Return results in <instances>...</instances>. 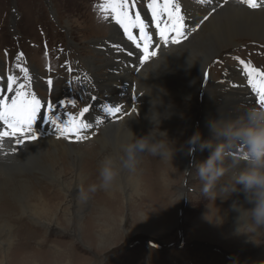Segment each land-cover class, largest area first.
<instances>
[{
    "label": "rangeland",
    "instance_id": "obj_1",
    "mask_svg": "<svg viewBox=\"0 0 264 264\" xmlns=\"http://www.w3.org/2000/svg\"><path fill=\"white\" fill-rule=\"evenodd\" d=\"M94 1L0 0V76L5 79L15 61L28 57L27 61L33 64L36 70L43 72L45 80L50 74L47 68L55 67L50 61L47 62V58L50 55L55 59L63 58L57 51L59 44L65 45L83 59H99L91 48L100 42L99 39L107 38L108 26L96 23L100 20L96 7L91 11L88 8ZM192 2L199 5L202 1ZM44 36L53 50L44 47ZM155 43L160 47L164 42L154 36ZM223 55L228 60H225L222 66H215L213 70L216 74L211 70L209 82L204 81L206 72L203 74L198 93H203L201 86H204V82L215 85L214 80H219L224 70L234 67L238 60H243L251 66H256V63L263 64L264 44L249 40L236 42L228 50L217 53L215 57L219 58L214 61L222 59ZM209 66L210 64L207 70ZM16 72L19 74L17 69ZM225 84L227 88L235 86L227 79ZM0 86L5 87L3 80L0 81ZM57 86L59 90L62 88V85ZM229 90L225 89L223 97L230 94ZM187 103V99H174V109H168L170 115H167V119L170 121L175 115L176 120H179V116L185 112L191 113L193 108ZM82 104L83 100L76 101L71 111L76 112ZM199 104V114H194L196 123L202 110L198 107ZM157 108L155 107V111ZM152 110L153 105L147 109L150 114ZM165 122L167 123L163 125ZM173 124L170 125L164 119L159 130L167 132V139L175 149L174 154L172 158L147 155L146 164L142 163L144 167L141 168L145 172L146 180L144 179L143 189L139 190V196L125 189L117 193L118 199L105 200L106 198L101 197L105 194L103 190L88 193V188L80 187L87 199L77 190L79 196L84 199L80 201V198H77L75 202L66 198V191H58L59 189L51 188L50 185L51 191L61 193L59 196L63 197H59L57 201H50L45 197L47 203L44 205L46 210L50 211L49 218L42 216L38 219L30 217L29 214H22L11 202L2 206L0 213L3 214L6 226H11V230L6 234L9 239L3 234L0 235V264H264L263 232L254 241L243 238L237 244L229 231L231 225L226 219L222 223L223 227H220L222 234L216 233L217 228L213 227L210 221L218 214L219 201L228 204L231 199L224 201L225 199L218 196L213 201L203 194L202 183L196 178L194 167L205 161L210 151L198 149L197 153L188 154L187 169L183 163L186 138L174 140L173 134L183 133L184 128L185 137L188 125L182 123L173 131L169 129ZM153 126L150 125L145 135L152 131ZM131 127L138 132L134 123H131ZM209 137L206 136L202 140L212 139ZM60 141L65 144L63 140ZM83 142L72 145H76L77 150L90 154L94 167L92 179L95 178L94 180L99 182V166L96 163L102 157L98 155L100 149L93 139ZM91 150L96 151L87 153ZM35 169L29 174V181L33 184L41 181L42 175ZM25 174H28V171H25ZM229 175L220 183H230ZM88 196L98 197L90 200ZM5 213H10V217L4 216ZM17 216L20 218L15 219Z\"/></svg>",
    "mask_w": 264,
    "mask_h": 264
},
{
    "label": "bare ground",
    "instance_id": "obj_2",
    "mask_svg": "<svg viewBox=\"0 0 264 264\" xmlns=\"http://www.w3.org/2000/svg\"><path fill=\"white\" fill-rule=\"evenodd\" d=\"M201 1L199 5H196L192 0H179L182 11L189 18V24H198L199 29L195 33L188 31L187 39H183V42L178 46L162 43L159 47V44L155 43L157 55L152 60H148L137 76H133L129 70H123L121 63L128 61L123 55V51L127 50V47L120 39L115 25L108 26L106 29L109 34L106 40L109 41L114 49L118 65L113 63L115 57H111V52L109 51L105 53L96 51L100 55L99 59L87 58L84 60V66L94 77L95 83L93 85L96 86L101 95H107L117 103L125 102L130 95L129 88L131 83H134L137 93L141 97L137 116H135V113H129L125 110L123 119L104 127L93 139L100 149L99 153L97 152L98 155H102L101 159H98L96 163L98 166H100V162L106 156H113L119 160L124 155V147L133 139L132 133L137 138L146 136L145 134H147L146 132L149 131L148 128L152 124L149 119L151 114L147 109L153 105V102L161 101V103L156 104L155 107H158L156 111L162 115L169 116L168 109H174L172 104L174 99H187L189 102L187 104L190 105V108H193L191 113H184L183 111L184 114H181V117L179 116V120H176L175 115H173V122L166 118L170 125L174 123V120L177 121L173 124V127L169 126V129L173 131L177 130L182 123L188 125L186 126L185 137L183 136L184 128L182 129L183 133L173 134L174 140L181 137L183 140L186 138V142L197 130L201 133L202 138L206 136L212 137V132L209 128V122L212 120L226 122L241 118L246 119L250 111L256 110L254 95L251 87L248 88L247 73L244 71L243 65L232 67L230 70L232 73L225 78L233 82L235 86L227 88L224 80L221 85H204L203 93H198V90L208 65H211L216 58H219L218 56L215 57L217 53L228 50L229 47L242 40L264 44V11L248 9L245 5L237 4L235 1H228L223 8H220L219 4L224 2V0ZM210 10H214V12L209 15L208 20L200 24L199 21L208 15ZM155 39L162 40L158 37V31H156ZM99 46H105L104 42L102 41L100 45L96 44V49ZM113 46L118 47L114 48ZM105 55L108 57L106 58ZM106 66L108 70L103 75L102 72ZM1 80H3V83L6 82L0 76ZM116 86H119L121 90H116ZM225 89H230L231 92L226 97H223ZM55 92L59 93L58 88H56ZM197 104L202 110L200 119L196 123L194 120L195 112L199 114ZM41 111H43V108ZM163 120H161V123ZM131 123L138 127V132L131 127ZM166 123H163V125ZM45 131H47L46 128L43 139L26 142L19 148H11L7 144L0 148V209L11 202L16 205L14 207L18 211H22V214H29L30 217L38 219L42 218V216L49 218L48 213L50 211L46 210L44 205L47 203V198L50 201H57L59 197H63L59 196L61 193L51 191V188L55 187L59 189L58 191H66V198L70 201H75L77 198H80L81 201L84 198L79 196L78 192L82 193L80 187L88 188L90 184L98 183L96 182L97 180H94L95 178L92 179L94 167L89 157L90 154L77 150L76 145L60 143L57 131L52 129L47 133ZM186 142L183 163H185L187 168L189 153ZM42 145L46 146L40 147ZM197 150L195 151L196 153ZM92 151L96 150H91L87 153ZM147 155L149 156V154H140L137 170L135 172L123 170L118 180V186L110 192L104 191L105 194L101 197L106 198L105 200L118 199L119 194L117 193L125 189L139 196V190L143 189L142 185L146 180L145 172L141 168L143 169V164H146ZM245 167L246 162H241L237 170H243ZM33 168H36L35 170L42 174L41 181L35 184L29 181V174ZM25 171H28V174H25ZM229 176L232 180V174ZM237 187L242 188L240 185ZM72 194L77 195L72 197ZM88 198L90 200L96 199L94 196H88ZM230 199L231 202L228 204L222 203V200L219 201L218 209L221 211L219 215H222L223 222L227 219V222L231 225L229 231L235 237V243L238 244L243 238L251 241L258 239L261 236L260 234L264 233V229L253 233L242 227L240 232H238V228L241 226L239 220L241 213L232 207L235 203L238 207L247 211L253 209L255 203L249 202L246 194L242 191L232 193ZM6 214L4 216L10 217V213ZM2 215L0 213V221H2L0 223V235H5V238L9 239L6 234L11 230V226L9 228L6 226ZM19 218L17 216L15 219ZM214 218H217V216L215 215ZM243 219H247V216ZM212 226L217 228L216 233L218 235L222 234L220 227H223V224L212 223ZM28 244L30 245V243Z\"/></svg>",
    "mask_w": 264,
    "mask_h": 264
},
{
    "label": "clouds",
    "instance_id": "obj_3",
    "mask_svg": "<svg viewBox=\"0 0 264 264\" xmlns=\"http://www.w3.org/2000/svg\"><path fill=\"white\" fill-rule=\"evenodd\" d=\"M159 103L161 101L153 102L149 117L154 125L152 131L141 138L132 133L133 139L124 147V155L119 160L113 156L104 157L99 166V182L90 184L88 193H96L99 190L112 191L118 186L123 170H137L140 154L172 158L175 149L168 141L167 133L159 130L161 120L168 118L167 115L155 111V106ZM209 128L212 139L202 140L201 133L197 130L186 142L189 155L197 149L210 151L209 157L194 167L195 176L202 183L203 194L215 201L218 196L227 200L232 193L242 191L249 202L255 203V207L246 211L235 203L232 205L234 210L241 213L238 232L242 227L253 233L264 229V108L250 111L246 119L226 122L212 120L209 122ZM241 162H246V167L238 171ZM229 174H232L231 182L225 181L221 184L223 178ZM238 185L242 188H238ZM81 195L87 199L85 193ZM245 216L247 219H243ZM210 222L220 225L223 223V217L218 212L217 218Z\"/></svg>",
    "mask_w": 264,
    "mask_h": 264
},
{
    "label": "snow or ice",
    "instance_id": "obj_4",
    "mask_svg": "<svg viewBox=\"0 0 264 264\" xmlns=\"http://www.w3.org/2000/svg\"><path fill=\"white\" fill-rule=\"evenodd\" d=\"M227 2L228 0H225V3ZM235 2L245 5L248 9L264 11V0H260L259 3L257 0H235ZM135 6V0H132L131 5L129 0H104L100 10L103 14L101 18L108 20L110 14L111 19L123 29L124 34L130 41L136 43L137 48L141 46L133 36L132 28L139 29L141 39L151 40L152 36L146 30L154 26L165 44L169 40H171L172 44H180L181 39H187L188 31H195L196 27H198V24H189V18L182 11L179 0H163L162 7L158 4V0H150V3L147 4V9L151 12L150 23L142 18L140 11H136L133 18L130 14V7L134 8ZM209 15H211V12L204 16L199 23L202 24L208 20ZM173 33L174 35H171ZM142 55L143 60L147 61L151 56H155L156 52H149L148 47L145 46L142 49ZM239 62L244 66V71L247 73V82L251 86L252 91L259 97L258 102L261 106H264V72L251 67L250 64H246L243 60ZM66 70L72 71L70 67ZM21 71L24 72L27 79L28 69L22 68ZM15 83L16 78L9 76L5 82V87L0 89V92L14 93L12 96L0 94V148H3L5 144L11 145L13 142L20 145L25 140H38L42 133L38 126L34 127L37 121L54 126L59 133V137L65 139L74 137L76 142L88 139L86 130L92 127V124L87 121L85 113L89 111L90 106L84 107L79 114V118L73 117L61 112V108L66 103L64 100L42 102V99L38 98L35 93L29 96L27 92L22 91L24 84H18L14 88ZM47 85L46 91L51 93L53 91L51 78L47 80ZM92 99L96 98L93 96ZM69 103L75 105L76 101H70ZM42 108L44 111H41ZM119 111L120 109L117 107L106 108V112L110 114H115ZM99 123L97 121V125Z\"/></svg>",
    "mask_w": 264,
    "mask_h": 264
}]
</instances>
